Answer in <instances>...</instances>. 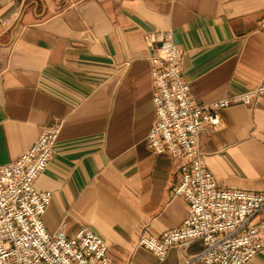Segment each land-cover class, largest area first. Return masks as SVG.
I'll use <instances>...</instances> for the list:
<instances>
[{
	"label": "crops",
	"instance_id": "0c3cea01",
	"mask_svg": "<svg viewBox=\"0 0 264 264\" xmlns=\"http://www.w3.org/2000/svg\"><path fill=\"white\" fill-rule=\"evenodd\" d=\"M171 30L193 97L211 102L264 78V0H0V165L44 127L60 125L35 181L51 191L48 231L81 227L107 242L111 264H182L138 244L180 226L179 160L147 144L154 117L151 42ZM221 187L264 193V96L233 103L200 136ZM193 241L187 251L202 249ZM248 264H264V248Z\"/></svg>",
	"mask_w": 264,
	"mask_h": 264
},
{
	"label": "built area",
	"instance_id": "2783aa9c",
	"mask_svg": "<svg viewBox=\"0 0 264 264\" xmlns=\"http://www.w3.org/2000/svg\"><path fill=\"white\" fill-rule=\"evenodd\" d=\"M150 46L154 117L147 144L179 160L173 193L187 199L189 211L180 226L159 237L141 235L138 244L159 258L177 246L182 264H248L264 248V193L219 186L205 165L200 136L220 123L222 109L264 96V78L252 89L199 102L183 78L172 31L155 35ZM59 131V124L44 127L16 160L0 165V264H111L98 233L81 227L68 235L61 228L48 231L42 222L52 194L35 181L52 159ZM196 240L203 247L190 254Z\"/></svg>",
	"mask_w": 264,
	"mask_h": 264
}]
</instances>
